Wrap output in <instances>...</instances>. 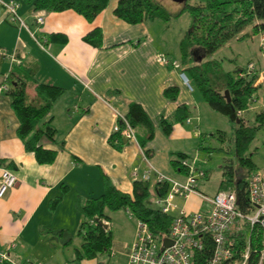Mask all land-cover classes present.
Instances as JSON below:
<instances>
[{
	"label": "crops",
	"instance_id": "crops-1",
	"mask_svg": "<svg viewBox=\"0 0 264 264\" xmlns=\"http://www.w3.org/2000/svg\"><path fill=\"white\" fill-rule=\"evenodd\" d=\"M2 1L6 0H0V48L6 54H0V82L10 77L24 58L35 70L37 82L65 91L40 122L42 128L45 123L55 128L53 139L44 137L40 142L44 148L57 151L52 163H41L36 153L26 148L11 97L7 90L0 93V179L3 166L18 177L16 186L0 198V253L7 251L16 264H127L137 229L135 219L125 209L111 214V253L78 260V247L68 250L75 237L81 236L84 217L79 204L102 195L107 179L120 191L132 194L134 182L143 180L149 169L153 170L152 183L156 171L186 180L187 174L176 170L172 161L185 154L189 161L199 162L205 141L217 138L213 127L204 122V114L213 115L209 111L216 110L184 71L188 64L206 58L192 50L189 63L181 62L186 30L175 61L169 48L164 50L158 42L164 32L156 27L163 25L162 18L128 22L114 11L118 0H110L91 21L74 9L39 11L26 0H18V10L27 24L21 27L7 20ZM182 4L173 3L174 11ZM38 13H43L44 23L36 21ZM94 28L102 31L99 43L97 35L92 40L86 38ZM174 85L179 88L176 99L164 93ZM28 94L30 100L36 96L35 86L28 87ZM131 102L140 103L155 125L154 137L145 146L141 144L148 133L145 127L135 128L136 140L113 130L123 121L118 113L126 115ZM180 105L189 109L183 121L175 116ZM162 117L173 121L170 134L160 124ZM224 166L220 165L221 181ZM200 169L206 170V177L199 181L208 179L212 170ZM220 186L221 182L218 190ZM197 189L187 198H178L171 213L209 210L199 184ZM58 197L61 199L54 204ZM60 231L67 235L60 236Z\"/></svg>",
	"mask_w": 264,
	"mask_h": 264
},
{
	"label": "trees",
	"instance_id": "trees-1",
	"mask_svg": "<svg viewBox=\"0 0 264 264\" xmlns=\"http://www.w3.org/2000/svg\"><path fill=\"white\" fill-rule=\"evenodd\" d=\"M26 1L39 11L74 9L90 21L96 18L110 2V0ZM182 3V7L175 12L169 10L160 0H118L114 11L119 17L131 23L154 18L169 20L173 15H180L185 10L191 12V27L182 43L186 50L183 51L180 60L183 64H188L192 50L206 58L188 64L184 70L187 77L197 86L211 108L227 116L231 121L237 122L240 119L235 133L237 165L236 168L229 164L224 166L220 189H235L239 206L245 209L248 205V179L258 170L247 151L256 132L264 123V113H257V121L251 125L250 122L246 124L243 116H238V112H245L253 101L252 96L256 91L253 83L257 74L244 75V69L236 72L226 71L221 59L211 56L230 39L241 38L242 30L249 24H253L255 32H264V0H186ZM96 35L99 37L97 42L99 43L102 36L100 28L91 30L86 38L92 40ZM15 68L4 82L8 84L7 94L10 95L12 106L20 119L19 135L25 142L26 148L34 151L41 163H52L57 151L44 148L40 142L44 137L53 139L55 128L47 123L45 128H42L40 122L48 115L54 101L64 93L65 89L54 84L37 82L35 70L30 67L28 61H24V58ZM32 85L35 86L36 96L30 100L28 87ZM226 90L230 92V101ZM164 93L176 99L179 88L174 85L168 87ZM124 116L134 128L143 126L148 130L146 137L141 140L142 146H145L146 142L154 137L155 125L144 107L138 102H131ZM175 116L178 121L187 119L188 107L180 105ZM160 124L166 134L172 132L173 121L162 117ZM120 126L125 127V122L122 121ZM179 157V161H172L173 167L188 174V167L183 164V161L189 162L187 156L180 154ZM169 190L170 184L167 181H158L152 185L149 180H136L133 193L129 194L120 191L107 179L106 190L102 195L89 198L85 203L79 204L84 218L79 230L83 242L76 250L77 259H91L103 253H111L113 242L110 229L111 212L119 209H125L132 217L145 221L155 237L162 240L168 235L175 215L171 212H163L162 205L153 202L151 197L152 191H155L157 197L164 198ZM59 199L61 197H58L54 204ZM101 221L108 226L105 227ZM58 234L67 235L66 231H60ZM244 237L245 234L238 241L239 249L244 247ZM205 240V247L196 253L194 264H207L213 255L214 245L211 238L207 237ZM68 243L70 239L66 240V244ZM258 248L259 241L256 239L252 243L253 254L250 264H257Z\"/></svg>",
	"mask_w": 264,
	"mask_h": 264
},
{
	"label": "built area",
	"instance_id": "built-area-1",
	"mask_svg": "<svg viewBox=\"0 0 264 264\" xmlns=\"http://www.w3.org/2000/svg\"><path fill=\"white\" fill-rule=\"evenodd\" d=\"M6 9L8 20L18 23L19 26H27L18 7V0L2 1ZM36 21L44 23L43 13L36 15ZM264 49V35L262 39ZM0 54H6V50L0 48ZM15 59V56L13 57ZM244 75L257 77L253 83L256 91L252 99H259V91L264 94V71L257 70L254 61L249 62V69ZM187 84L191 87L189 80ZM8 90V84L3 80L0 82V93ZM243 111L238 116H243ZM118 116L125 122V127L116 124L114 132L129 140H136V130L121 113ZM188 167V174L185 181H179L170 176L157 172L156 182L167 181L170 190L164 198L157 197L152 191L151 200L162 205L165 213L172 212L177 208V198H187L191 193L197 192L199 180L206 177V170L196 169L194 163L183 161ZM153 170L149 169L143 176V180L152 181ZM18 182L17 175L8 167H1L0 198L4 197L9 190L14 188ZM248 205L242 209L238 203L235 189H220L213 196L201 193L204 200L208 201L210 208L207 211L188 212L181 209L175 214L171 222L169 233L162 240L155 237L147 223L137 220L138 229L136 240L129 252L127 264H194L196 253L205 247V239L211 238L214 251L207 264H250L252 259V243L259 241L257 250V264H264V173L254 171L247 184ZM245 234L244 247L239 249V239ZM169 238L173 243L165 246L164 239ZM162 247L163 250H162ZM0 264H16L9 257L8 252L0 253Z\"/></svg>",
	"mask_w": 264,
	"mask_h": 264
},
{
	"label": "rangeland",
	"instance_id": "rangeland-1",
	"mask_svg": "<svg viewBox=\"0 0 264 264\" xmlns=\"http://www.w3.org/2000/svg\"><path fill=\"white\" fill-rule=\"evenodd\" d=\"M160 1L171 11L175 10L173 3H180L177 0H170L172 1V4H167L166 1ZM160 21L163 25L156 28L159 32L163 31L164 33L162 34L163 37H161L158 42L163 43L164 50H168L169 48V52H171L170 55L176 61L180 53L178 47L179 41L185 31L189 30L191 27L192 14L189 10H185L180 15H173L168 21L163 19ZM247 30L248 32H246ZM242 35L241 38L236 37L230 39V41L226 42L216 50L212 56L221 59L223 68L226 71L236 72L237 70L244 69V72H247L249 69V62L251 61H254L256 67L259 69L262 67L261 69L264 71V49L262 48L264 32H255L253 30V24H249L242 30ZM259 95V99L251 101L249 108L243 113L244 122L246 124L249 122L250 124H253L257 121L256 114L264 113V94L261 90L259 91ZM209 112H213V115L207 113L204 114V122L208 123L210 127H213L211 129H213V132H216L217 138L205 141V149L199 153V162L196 163L195 160H190L189 162L194 163L196 169L204 167L212 170L208 179L199 181V189L203 191V193L205 192V194L213 196L215 192L218 191L221 182L220 165L229 164L236 168L235 133L238 123L229 120L227 116L218 111L210 110ZM257 124L259 123L257 122ZM219 132H221V135ZM208 133L212 132L209 130ZM247 154L252 157L257 169L264 173V123L256 132V136L252 141ZM226 159H228V162L224 164ZM176 201H178V198ZM115 212L118 211H112L111 214H115ZM133 218L135 219L133 223L136 222L135 229H138L137 218ZM119 233L121 234V229ZM125 233L129 235L128 232ZM81 242V236L79 237L77 235L74 244L68 250H73V247H79ZM107 258L110 259L109 256Z\"/></svg>",
	"mask_w": 264,
	"mask_h": 264
},
{
	"label": "water",
	"instance_id": "water-1",
	"mask_svg": "<svg viewBox=\"0 0 264 264\" xmlns=\"http://www.w3.org/2000/svg\"><path fill=\"white\" fill-rule=\"evenodd\" d=\"M177 1L184 2V1H186V0H177ZM226 95H227L228 100L230 101V100H231V96H230V92H229V90H226ZM237 122L240 123V119L237 120ZM251 125H252V124H251ZM101 223H102L105 227L108 226V224H107V223H104L103 221H101ZM171 243H173V241H172L171 239H169V238H165V239H164V245H165V246H167V245H169V244H171ZM163 248H164V247H162V250H163Z\"/></svg>",
	"mask_w": 264,
	"mask_h": 264
}]
</instances>
